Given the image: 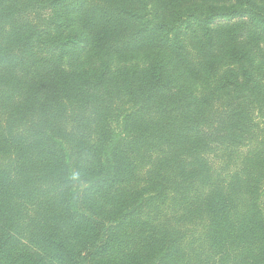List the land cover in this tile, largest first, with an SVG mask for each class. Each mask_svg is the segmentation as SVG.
I'll use <instances>...</instances> for the list:
<instances>
[{"label":"trees","instance_id":"trees-1","mask_svg":"<svg viewBox=\"0 0 264 264\" xmlns=\"http://www.w3.org/2000/svg\"><path fill=\"white\" fill-rule=\"evenodd\" d=\"M0 264H264V0H0Z\"/></svg>","mask_w":264,"mask_h":264}]
</instances>
